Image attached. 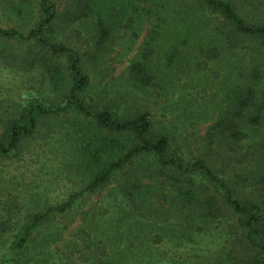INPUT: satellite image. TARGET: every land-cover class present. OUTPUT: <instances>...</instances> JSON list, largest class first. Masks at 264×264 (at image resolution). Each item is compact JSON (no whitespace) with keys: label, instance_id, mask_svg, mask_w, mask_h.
Listing matches in <instances>:
<instances>
[{"label":"trees","instance_id":"trees-1","mask_svg":"<svg viewBox=\"0 0 264 264\" xmlns=\"http://www.w3.org/2000/svg\"><path fill=\"white\" fill-rule=\"evenodd\" d=\"M28 1L4 5L19 12ZM34 5L27 30L0 27V40L19 46L14 56L0 46V66L35 71L58 101L45 105L32 97L12 106L6 100L9 115L0 102V156L17 150L40 116L69 113L75 140L68 165L84 182L31 210L0 198V264H264V19L253 18L242 0ZM63 29L76 37L85 32L84 54L56 40ZM121 32L131 46L141 38L123 77L134 92L160 95L182 77L214 90L199 110L181 107L173 118L210 121L205 137L220 148L245 143L255 162L247 174L255 183L252 197L237 192V173L228 182L201 156L183 154L134 93L107 96L104 86H92L84 69L96 68ZM76 215L68 231L66 219Z\"/></svg>","mask_w":264,"mask_h":264},{"label":"rangeland","instance_id":"rangeland-1","mask_svg":"<svg viewBox=\"0 0 264 264\" xmlns=\"http://www.w3.org/2000/svg\"><path fill=\"white\" fill-rule=\"evenodd\" d=\"M8 1L18 6L20 3ZM242 1L245 2L246 9L253 18L264 19V0H255L254 3L252 0ZM4 3L7 4L6 0H0V27H15L25 31L33 25L36 18L34 0H29L27 3L22 2L19 12L8 10ZM63 3L64 0H55L58 9ZM56 40L70 45L80 55L84 54L88 46L85 32H81L76 37L73 30L63 29ZM140 41L141 38H138L131 46L125 34L119 33L112 46L104 54L100 64L96 68L86 67L84 69L90 77L92 86L95 89L104 86L107 96L118 91L127 92L129 95L134 93L141 106L150 112L154 127L173 134L183 154L201 156L214 169V172L221 173L228 182H231L237 173L240 179L233 181L237 192L244 198L252 197L255 183L254 179L248 177L247 174L251 170L249 165L253 167L255 162L251 163L249 160L246 144L226 143L225 147L220 148L215 140L209 141L205 137L210 121L197 123L173 118L180 112L181 107L193 111L199 110L201 106H204L207 98L210 97V92L214 91L213 89L205 88L200 79L194 78L193 81H189L182 77L173 84L169 92L165 91L157 95L151 89L146 90L145 93L134 92L135 90L133 91L123 79L126 66ZM0 46L5 47L8 52L12 51L13 56L19 48L18 44L12 40L5 42L0 40ZM34 78L35 71L18 72L0 66V102L6 106L5 113L9 112L11 106L10 101L6 100H11L12 106L14 103L23 104L32 97L43 99L45 105L56 103L57 99L54 100L52 93ZM212 78L215 80L217 77ZM203 89L204 91H201ZM73 118L69 113L62 112L55 117L40 116L33 133L21 140L18 149L6 156H0V198L12 200L13 197L22 204L23 210H31L40 205L43 200H60L70 191L82 186L84 182L82 177L68 165L72 157L69 143L75 140L68 120ZM111 184L114 185V180ZM105 191L106 189L103 188L88 194L84 200L90 203ZM78 220L77 215L67 218V230L75 229ZM233 220L234 217L228 215V221Z\"/></svg>","mask_w":264,"mask_h":264}]
</instances>
